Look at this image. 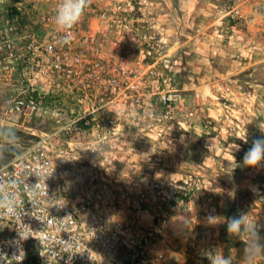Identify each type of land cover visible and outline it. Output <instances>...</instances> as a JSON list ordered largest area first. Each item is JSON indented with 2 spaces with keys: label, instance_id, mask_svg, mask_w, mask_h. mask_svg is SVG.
<instances>
[{
  "label": "built area",
  "instance_id": "1",
  "mask_svg": "<svg viewBox=\"0 0 264 264\" xmlns=\"http://www.w3.org/2000/svg\"><path fill=\"white\" fill-rule=\"evenodd\" d=\"M60 2L0 7L5 123L27 130L46 114L57 126L18 140L0 164V179L18 181L12 190L23 201L15 215L0 214V264H26L29 253L36 264H149L150 256L174 264L170 223L145 211L149 193L155 200L164 188L176 193L156 168L173 165L171 142L183 129V94L173 86L151 1L91 0L69 33L55 24ZM254 17H264V0H224L217 8L215 24L229 26L227 45L240 55L255 51L239 34ZM182 205L189 223L218 219L216 206L197 194Z\"/></svg>",
  "mask_w": 264,
  "mask_h": 264
},
{
  "label": "rangeland",
  "instance_id": "2",
  "mask_svg": "<svg viewBox=\"0 0 264 264\" xmlns=\"http://www.w3.org/2000/svg\"><path fill=\"white\" fill-rule=\"evenodd\" d=\"M13 1L0 0V7H7ZM164 5L162 12L150 8L149 16L166 39L171 80L183 94L178 108L183 129L174 144L171 142L170 150H177L173 165L156 168L157 178L172 180L176 193L164 188L160 200H155L156 193H149L145 211L151 217L165 216L170 223L166 244L174 264H209L207 255L214 250L229 256L232 264H243V244L229 236L226 221L239 209L246 213L250 222L264 225V168L251 169L242 164L252 140L261 136L257 124L264 121V46L257 39L253 54L240 55L226 43L231 33L226 24H217L214 33L218 42L223 43V52H213V46L187 45L193 37L201 42L213 38V26L209 24L211 15H184ZM248 12L249 8H245V13ZM222 58L227 61L222 62ZM8 95L6 86L0 81V126L6 127ZM195 124L197 133H194ZM56 127L49 116L40 115L29 129L21 130L23 135L18 140L29 142L34 138L32 133L51 132ZM246 131L247 144L239 139ZM13 144L6 146L0 164L16 153L18 143L13 141ZM206 168L219 174H207L199 179L193 174L196 170L205 174ZM122 169L134 176L140 174L135 165H125ZM164 187L167 186L164 184ZM195 194L216 206V224L189 223L182 204ZM260 234L264 236V228ZM121 251L123 249L119 254ZM149 264H156L152 256ZM258 264H264V260Z\"/></svg>",
  "mask_w": 264,
  "mask_h": 264
},
{
  "label": "clouds",
  "instance_id": "3",
  "mask_svg": "<svg viewBox=\"0 0 264 264\" xmlns=\"http://www.w3.org/2000/svg\"><path fill=\"white\" fill-rule=\"evenodd\" d=\"M90 3L91 0H61L54 17L57 29L69 33L80 21ZM257 127L261 136L252 140L251 147L244 153L242 164L244 167L259 170L264 168V121H260ZM18 139L15 130L0 126V156L3 155L6 146L14 145L13 141L18 142ZM239 139L247 144V131L244 137ZM18 184V181L9 180L6 186V182L0 179V214L15 215L17 207L22 206L23 201H18L16 192L12 190L17 188ZM207 221L210 224L218 222L217 217L211 214L207 217ZM261 228H264V225L250 222L246 213H239L227 219L226 230L229 236L239 239L243 244V264H258L259 261L264 260V236L260 234ZM20 236L28 237L21 234ZM207 259L209 264H232L231 258L225 256L220 250L209 252Z\"/></svg>",
  "mask_w": 264,
  "mask_h": 264
},
{
  "label": "crops",
  "instance_id": "4",
  "mask_svg": "<svg viewBox=\"0 0 264 264\" xmlns=\"http://www.w3.org/2000/svg\"><path fill=\"white\" fill-rule=\"evenodd\" d=\"M224 0H156L152 1L151 0V7L150 8H156L159 11H165V5L166 4L168 7H171L173 10L180 12L184 15H194V14H199V13H204V14H210V19H209V24L213 26L212 31H213V38L209 39L207 42L202 41L199 38L193 37L190 41L187 43V45H194V46H207L208 48H211L213 52H221V48L223 47L221 42L219 43L216 39V36L214 35L216 31V24L214 21L215 15L217 8L222 4ZM247 11V9H246ZM215 28V29H214ZM241 36V42L248 40V43L253 42L256 45V40L258 39L259 42L264 46V19L262 20L261 18L257 19L254 17V19L250 20L247 24L246 31L243 29L239 33ZM227 43V42H226ZM242 49L244 50L245 47L247 46V43H243L240 45ZM226 49V48H225ZM223 52V51H222ZM255 52V51H254ZM230 54V53H229ZM229 60V59H228ZM222 62H226V58L221 59ZM198 132L197 125L195 124L194 126V133ZM204 164H206L204 162ZM208 165V164H207ZM207 170V168L205 169ZM212 169H208L205 174L203 172L196 170L193 171V174L197 179L199 177H203L204 175H217L219 173H212Z\"/></svg>",
  "mask_w": 264,
  "mask_h": 264
},
{
  "label": "trees",
  "instance_id": "5",
  "mask_svg": "<svg viewBox=\"0 0 264 264\" xmlns=\"http://www.w3.org/2000/svg\"><path fill=\"white\" fill-rule=\"evenodd\" d=\"M15 135L17 136V137H20V136H22L23 134H21V131H19V130H17V131H15ZM239 213H241V211L239 210V209H237V210H235V211H233V216L234 215H237V214H239ZM229 217H231V216H229ZM26 264H36L35 263V259H34V257H33V255H32V253H29L28 254V257H27V263Z\"/></svg>",
  "mask_w": 264,
  "mask_h": 264
},
{
  "label": "flooded vegetation",
  "instance_id": "6",
  "mask_svg": "<svg viewBox=\"0 0 264 264\" xmlns=\"http://www.w3.org/2000/svg\"><path fill=\"white\" fill-rule=\"evenodd\" d=\"M6 89H7V91H8V93H9V90H8V88L6 87ZM9 96V95H8ZM8 98V97H7ZM7 100V99H6Z\"/></svg>",
  "mask_w": 264,
  "mask_h": 264
}]
</instances>
